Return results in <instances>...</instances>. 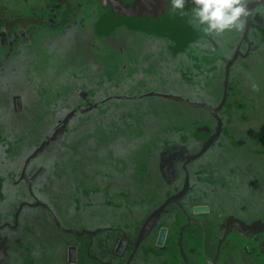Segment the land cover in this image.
<instances>
[{"label": "rangeland", "instance_id": "1", "mask_svg": "<svg viewBox=\"0 0 264 264\" xmlns=\"http://www.w3.org/2000/svg\"><path fill=\"white\" fill-rule=\"evenodd\" d=\"M95 1L91 6V0H69V16L50 22L46 17L59 19L63 5L0 0V35L6 34L0 40V264H12L20 255L12 239L22 235L25 214L34 212L22 206L25 161L26 166L46 163L49 174L55 161H66L64 175L77 172L76 181L85 179L86 186V179L102 177L101 166L117 155L147 161L149 149L142 147L155 141L188 143L192 140L185 137L192 135L206 143L217 130L214 108L226 89L229 104L232 87L236 90L240 82L244 93L247 85L249 94L259 99L252 110L242 101L236 112L232 107L219 114L223 122L216 138L220 136L211 140V147L220 150L219 160L208 162L210 153L201 163L216 167L203 175L204 187L220 198L215 199L218 203L230 198L240 207L246 200L234 193L248 189L239 171L249 162L257 171L264 162V0H248L256 24L242 43L248 18L242 30L207 35L203 26L191 24L192 0H187L183 15L173 10L171 0L162 1L158 13L157 0ZM237 45L240 52L226 82L227 63ZM15 95L22 100L20 107ZM178 96L206 105L195 106ZM49 174L41 179L49 180L47 184L52 183ZM95 186H86L79 198ZM57 196L44 190L51 207L69 209L71 195ZM33 219L30 225H39L48 240H61L54 255L62 257L64 238L53 221L42 212Z\"/></svg>", "mask_w": 264, "mask_h": 264}, {"label": "flooded vegetation", "instance_id": "2", "mask_svg": "<svg viewBox=\"0 0 264 264\" xmlns=\"http://www.w3.org/2000/svg\"><path fill=\"white\" fill-rule=\"evenodd\" d=\"M247 18L248 28L256 24L251 14ZM242 36L240 43L246 36L245 31ZM2 39H6V34L5 37L0 35ZM201 44L198 48L203 51ZM238 48L239 45L235 46L232 55L240 52ZM236 85V90H233L234 85L232 87L229 104L226 97L214 108L218 115L216 132L223 122L219 114L225 109L234 107L236 112L242 101L250 103L251 110L257 104L259 97L250 95L247 85L246 93L240 89V82ZM181 100L195 106L205 104ZM185 138L192 142L159 143L158 140L143 146L150 152L147 161H130L117 155L116 160L101 166L102 177L86 179V186H97L83 198L79 196L84 193L85 179L76 181L77 172L73 171L69 177L65 176L66 161H55L52 175L46 163L31 162L26 166L25 161L21 170L25 182L22 206L34 212L25 214L22 235L12 239V248L21 250L12 264H44L46 258L58 261L57 264H264V162H260L255 173L251 162L250 168L246 165L239 171L248 189L245 193H234L246 200L240 207L230 198L229 202L226 199L228 203H218L215 199L220 198L204 187L203 175L216 171L208 162L219 160L220 150L212 148L213 143L205 146L206 143L198 142L195 136ZM261 148L264 150V144ZM39 149L35 152L39 153ZM207 159V164L201 165ZM40 167L44 171L33 180L32 176ZM47 174L52 177V188V183L47 184L49 180H41ZM45 189L56 197L70 194L69 209L51 207L45 200ZM42 203L49 205L55 216ZM38 212L47 214L59 230L58 234L63 235L62 257L54 255L58 248L60 250L61 240H48L45 233L39 231V225H30ZM32 250L35 253H30Z\"/></svg>", "mask_w": 264, "mask_h": 264}, {"label": "clouds", "instance_id": "3", "mask_svg": "<svg viewBox=\"0 0 264 264\" xmlns=\"http://www.w3.org/2000/svg\"><path fill=\"white\" fill-rule=\"evenodd\" d=\"M187 0H171L173 10L184 13ZM191 24L203 26L207 35L221 34L226 30H242L245 18L250 14L248 0H192Z\"/></svg>", "mask_w": 264, "mask_h": 264}, {"label": "water", "instance_id": "4", "mask_svg": "<svg viewBox=\"0 0 264 264\" xmlns=\"http://www.w3.org/2000/svg\"><path fill=\"white\" fill-rule=\"evenodd\" d=\"M48 20H50V21H56V20H54V19H52V18H50V17H46ZM57 20H59V19H57ZM249 25H247V27H246V29H245V33H247L248 32V30H249ZM239 49V48H238ZM237 52L238 51H236L235 52V54L233 55V57L228 61V63H227V67H226V82L228 81V75H229V70H230V66H231V64L233 63V61L235 60V58L237 57ZM226 97H227V89H226V91H225V94H224V97H223V99H222V102H221V104L225 101V99H226ZM20 97L18 96V95H15V102H16V104L19 106V104H20V102H21V100L19 99ZM178 98H180V99H183L181 96L179 97L178 96ZM20 106H21V104H20ZM19 106V107H20ZM217 133L218 132H216L212 137H211V140H213V139H215V137H216V135H217ZM211 140H208L207 142H206V145L205 146H207L208 144H210L211 143ZM39 150H41V148L39 149ZM42 171H44V168L43 167H40V169L38 170V171H36V173L32 176V179L33 180H35V179H37V177H38V175H39V173L40 172H42ZM53 215H54V212L52 211V209L50 208V206L49 205H47V204H45V203H42ZM55 216V215H54ZM71 249L73 250V247H71ZM72 254H74V252H72L71 253V255Z\"/></svg>", "mask_w": 264, "mask_h": 264}, {"label": "trees", "instance_id": "5", "mask_svg": "<svg viewBox=\"0 0 264 264\" xmlns=\"http://www.w3.org/2000/svg\"><path fill=\"white\" fill-rule=\"evenodd\" d=\"M52 1H54L55 3H57V4H60L59 6H61V5H63L64 6V9H63V14H62V16L59 18L60 20H56V21H53V22H60V21H62L63 19H65V18H67L69 15H68V12H70V10H69V8H68V6H69V4H68V6H66V4H67V2L69 1V0H52ZM79 1H82V0H79ZM99 1H101V0H99ZM162 1H164V0H157L156 1V7H157V13H158V10H159V8L161 7V5L163 4L162 3ZM95 2H98V1H95V0H91V6L93 5L94 6V3ZM75 4V3H74ZM63 8V7H62ZM100 8H101V6H100ZM68 15V16H67ZM47 19V18H46ZM51 22V21H50Z\"/></svg>", "mask_w": 264, "mask_h": 264}, {"label": "crops", "instance_id": "6", "mask_svg": "<svg viewBox=\"0 0 264 264\" xmlns=\"http://www.w3.org/2000/svg\"><path fill=\"white\" fill-rule=\"evenodd\" d=\"M4 5H6V4H4ZM3 6V4H0V7H2ZM1 23V22H0Z\"/></svg>", "mask_w": 264, "mask_h": 264}]
</instances>
